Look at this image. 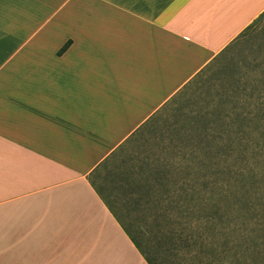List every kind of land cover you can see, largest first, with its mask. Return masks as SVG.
Here are the masks:
<instances>
[{
    "label": "crops",
    "instance_id": "1",
    "mask_svg": "<svg viewBox=\"0 0 264 264\" xmlns=\"http://www.w3.org/2000/svg\"><path fill=\"white\" fill-rule=\"evenodd\" d=\"M264 0H0V264H148L91 174Z\"/></svg>",
    "mask_w": 264,
    "mask_h": 264
},
{
    "label": "trees",
    "instance_id": "2",
    "mask_svg": "<svg viewBox=\"0 0 264 264\" xmlns=\"http://www.w3.org/2000/svg\"><path fill=\"white\" fill-rule=\"evenodd\" d=\"M256 39L255 61L140 163L130 205L139 219L152 211L148 229L138 226V239L114 213L148 264H264V12L208 65ZM146 234L152 251L142 247Z\"/></svg>",
    "mask_w": 264,
    "mask_h": 264
},
{
    "label": "rangeland",
    "instance_id": "3",
    "mask_svg": "<svg viewBox=\"0 0 264 264\" xmlns=\"http://www.w3.org/2000/svg\"><path fill=\"white\" fill-rule=\"evenodd\" d=\"M260 42V39H256L243 46L240 52H233L230 54L233 55L230 61L221 62L222 58H216L176 92L144 126L136 130L91 174L90 178L94 186L132 235L138 237L136 232L138 226L141 225L143 229H148L152 220V211H146L148 215L146 220L139 219L142 212L130 205L131 194L129 192L133 190L134 178L138 177L136 171L140 163L154 158L160 145L169 142L166 138L173 134L174 129L183 123L193 111L198 110L211 95H214L216 90L227 82L230 75L241 74L255 61L253 58L259 55ZM201 79L203 81L197 83ZM140 239L142 247H145L144 250L152 251L151 248L155 245L154 238L146 234ZM173 261L176 262V259Z\"/></svg>",
    "mask_w": 264,
    "mask_h": 264
}]
</instances>
